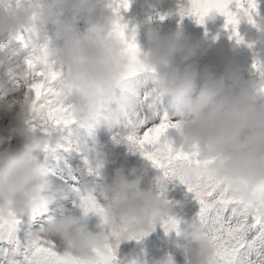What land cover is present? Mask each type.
Here are the masks:
<instances>
[{
	"label": "clouds",
	"instance_id": "obj_1",
	"mask_svg": "<svg viewBox=\"0 0 264 264\" xmlns=\"http://www.w3.org/2000/svg\"><path fill=\"white\" fill-rule=\"evenodd\" d=\"M104 4L105 0H78L71 6L67 0H0V46L7 43L16 52L17 38L23 36L32 49V67L17 64L8 73L17 84L28 86L15 102L14 117V131L24 138L25 148L14 152L0 141V220L15 224L25 215L46 217L30 236L31 264H148L140 258L122 261L119 252L122 245L147 238L158 228L188 241L176 245L184 250L185 264H217L218 246L207 224L182 227L165 194L170 182L182 179L201 190L214 187L250 211L264 213V91L259 90L264 80L252 87L240 70L218 77L202 68L196 60L197 46L180 31L150 28L143 42L135 29L131 36L127 28L121 34V16L114 10L118 5L114 0L107 8ZM81 21L87 25L83 32L75 27ZM50 27L54 41L47 40ZM53 72L58 73L56 83L72 119L89 130L128 119L142 104L130 90L133 78L139 84L150 83L146 95L166 100L179 125L169 132L174 149L195 155L173 159L175 151L170 156L165 150L160 158L171 174L165 178L160 168L162 177L148 188L130 178L135 170L118 168L111 183L100 188L105 203L92 191L76 190L80 214L61 207L54 213L58 198L68 193L52 190V169L36 155L47 150V142L32 134V125L49 124L30 83L38 73L47 79ZM13 107L0 103V110L10 112ZM130 150L142 152L132 142ZM92 217L98 219L95 231ZM54 239L60 240L62 251L51 246ZM155 264L177 261L168 255Z\"/></svg>",
	"mask_w": 264,
	"mask_h": 264
},
{
	"label": "rangeland",
	"instance_id": "obj_2",
	"mask_svg": "<svg viewBox=\"0 0 264 264\" xmlns=\"http://www.w3.org/2000/svg\"><path fill=\"white\" fill-rule=\"evenodd\" d=\"M33 2H37V0H33ZM77 3L78 0H67L69 6ZM110 3L111 0H105L104 7L107 8ZM189 3L190 0H130V7L127 10L122 9L120 12L121 23L128 26L127 35L129 36L133 34L135 29L140 42L144 41L150 28H158L162 32H183L197 46L198 55L196 60L202 68L208 67L218 77L225 76L229 70H240L243 72L248 84L257 87L261 78L256 69L253 68V64L257 61L264 64V0H257V8L252 10L251 13L252 22L249 21L248 14L237 7L236 0H232L230 9L237 12L240 18V23L236 27L231 25L225 27L226 17L216 12L209 13L203 24L199 23L198 18L195 16L185 15L182 17L180 14L181 8L188 7ZM169 4L175 7L173 9L169 7L171 10L167 9ZM245 7H247L246 0ZM161 16H164L165 19L161 20ZM75 27L77 31L83 32L86 30L87 25L81 21ZM237 31L239 37L235 34ZM240 37H242V42H238ZM55 39V31L50 27L47 40L54 41ZM40 43H45V40L42 39ZM15 48L17 51L13 52L12 46L7 43L0 46V85H5V88L0 89V96L3 97L0 103L5 106L14 105L10 112L0 110V129H4L0 132V141H3V148L19 152L25 148V140L14 131V117L18 111L15 102L23 98L28 86L22 83L17 84L8 73L9 69H14L17 64L27 68L26 61L32 49L31 46L26 47L21 41L15 43ZM59 70L54 69V71ZM33 82L35 81H30V83ZM150 87V83L147 85L139 84L133 78L130 90L143 99ZM135 111L142 118L150 120L155 118L157 123L165 114L172 122H175L174 114L168 109L166 100L156 99L151 107L147 103L139 104L136 106ZM7 115H10L12 120H9ZM96 128L89 130L74 118L68 124L32 125V134L43 138L47 142V150L36 154L38 159L47 164L56 177L65 181L67 187L72 189L73 197L78 195V199H80L79 192L76 190L86 192L82 187V178H79V174H76L78 173L76 171L80 170L78 169L79 166H82L86 173L91 171L89 173L92 175L91 179L102 182L101 185L97 186L95 193H100L102 186L111 183L115 171L121 167L125 169L126 173L135 170V175H131L130 178L139 179L143 188L152 187L158 182L163 175L162 170L157 168L142 152L130 150L131 141L129 137L133 135L136 129L129 119H125L116 127L114 126L111 132L99 134L100 140H98L97 145L93 143L95 138L91 134L92 131H96ZM97 133L94 132L93 134L97 135ZM85 139V146L90 147L89 149L94 150L95 154L101 156H97L94 161L92 159L93 163L91 162L89 166L83 164L84 162L77 149V143L80 144ZM75 157L77 159H74ZM60 164H65L66 169L61 167ZM104 170L109 174L107 180L104 178ZM68 174H72L74 180L67 178ZM52 178L53 176L50 179ZM53 187L54 183H52V190L56 191ZM165 195L170 201L174 217L181 223L182 227L189 223H203L199 215L200 204L195 199L194 193L188 191L186 185L181 184L178 180H173L168 184ZM102 199L101 197L100 202L104 201ZM61 200L62 198H58L57 204L53 206L54 213L57 207H61L70 214H80V202L78 204L70 203L67 206ZM45 220L46 217L32 219L25 215L18 217L14 226L0 220V233H2L0 264H31L32 245L30 236L33 231L40 229ZM97 224L98 219L92 217L90 227L94 231L97 230ZM206 226L209 227V225ZM258 235L259 229L251 232L247 239L253 241ZM162 239L167 241L162 243ZM177 244L187 245L188 241L184 240L183 237H178L175 232L166 235L163 228H158L151 236L140 241L133 240L124 244L123 247L128 249H126L128 253L125 251V256L129 254V256L135 258V255L140 256L142 254L149 262L153 255H155L157 261H159V258H166L168 255L174 256V252L167 249L175 247V250H177L175 254H182L184 258L182 260L185 264L184 250L182 247L178 248ZM51 246H54L57 251H62L59 239H54ZM145 250L148 254L144 252ZM161 253H164V255L160 256ZM235 264H264V246H261L260 242L257 241L255 249L245 248L236 259Z\"/></svg>",
	"mask_w": 264,
	"mask_h": 264
},
{
	"label": "snow or ice",
	"instance_id": "obj_3",
	"mask_svg": "<svg viewBox=\"0 0 264 264\" xmlns=\"http://www.w3.org/2000/svg\"><path fill=\"white\" fill-rule=\"evenodd\" d=\"M118 5L114 10L119 15L121 10H127L130 7V0H114ZM232 0H190L189 6L181 8V16H195L199 23L203 24L205 17L211 12L220 13L226 17L225 27L229 25L236 27L240 23L237 12L230 9ZM236 0L238 8L243 9L252 22V10L257 8V0ZM122 19V17H120ZM165 19L164 16L160 17ZM126 24L120 25L123 34V28H127ZM236 36L239 37L237 31ZM25 46L27 41L23 36L17 38ZM242 42V37L238 39ZM130 49H134V44H129ZM29 68L32 67V61H26ZM253 68L259 73L260 78L264 80V64L259 61L253 64ZM135 69L130 75L134 74ZM58 73L53 72L46 79L43 73L37 74L35 82L31 83L33 96L37 102V106H43L45 120L50 125L68 124L72 120L70 105L61 99L62 88L56 83ZM260 91H264V84L260 86ZM156 98L146 95L142 99V104L147 103L149 107L155 102ZM129 121L133 124L136 131L130 141L140 147L142 153L152 161L157 167L164 170V177H168L170 173L169 167L161 160L160 155L167 150L171 156L175 151L173 159H188L195 153H184L182 150H176L173 147V141L169 137L171 129H178L179 125L172 122L167 114H165L160 122L157 123L155 118H142L136 111L128 114ZM171 161H169V164ZM187 186L189 192L194 193L195 199L200 204V219L203 223L209 225L210 236L215 240L218 246L217 264H235L240 253L248 248L250 250L257 247V241L264 246V213L250 211L249 206L229 197L226 193L221 192L214 187H208L201 190L184 180L179 181ZM9 224V223H7ZM13 225L14 224H9ZM259 229V235L253 241H248L247 237L254 230Z\"/></svg>",
	"mask_w": 264,
	"mask_h": 264
},
{
	"label": "bare ground",
	"instance_id": "obj_4",
	"mask_svg": "<svg viewBox=\"0 0 264 264\" xmlns=\"http://www.w3.org/2000/svg\"><path fill=\"white\" fill-rule=\"evenodd\" d=\"M174 8L175 6L173 5V6H171L170 4H169V6L167 5V9H170V8ZM171 10V9H170ZM170 10H168V11H170ZM181 12V11H180ZM3 112V111H2ZM7 118L9 119V120H12V118H11V116L10 115H7ZM113 127L114 126H109V125H107V124H101L100 126H97V128H96V131H92L91 132V134H92V136H94V138H95V140H94V144L96 143V145H97V142H98V140H100L99 139V134H102V133H109V132H111L112 131V129H113ZM115 127H116V125H115ZM4 129H0V132L1 131H3ZM94 132H99V133H97V135H94L93 133ZM85 141H86V139L84 140V141H82L80 144L79 143H77V149L79 150V152H80V156H81V159H82V161L84 162H81V163H83L84 165H88L89 166V164L92 162V159H93V161H94V159H96L97 158V156H99V157H101L100 155H97V154H95L94 152V150H91V149H89L87 146H85L86 144H85ZM94 151V152H93ZM74 159H77V157H75ZM99 159V158H98ZM100 160V159H99ZM80 162V161H79ZM96 162V161H95ZM122 162V161H121ZM93 163V162H92ZM66 164V163H65ZM65 164L64 165H61L60 164V166L61 167H63V168H65L64 166H65ZM96 164H97V162H96ZM81 165V164H80ZM66 169V168H65ZM78 169H80V170H78V171H76V172H78V173H76V174H79V178H82V180H81V182H82V187H84V191H86V192H88V191H92L93 193H94V195H96L97 196V198L100 200V198L102 197V195H101V192L100 193H95V191H96V188H97V186L98 185H101V183L102 182H96V180H93V179H91V177H92V175L91 174H89V173H91V171H89V172H85L84 170H83V167L82 166H79L78 167ZM107 169V168H106ZM67 172H68V170H67ZM104 172H105V175H104V178L107 180V178L109 177V174L107 173V171H105L104 170ZM73 173V172H72ZM53 176V178L51 179V181L52 180H54V181H52L51 182V184L52 183H54V187H53V189H56V191L57 192H59L61 189H63V190H65V191H67V193H68V195H67V197L66 198H62V200H63V202H65L66 204H67V206H68V204H70V203H74V204H78L79 202H80V199H78V195H75L74 197H73V191H72V189L71 188H68L67 187V185H66V183H65V181H63L62 179H60L59 177H56L55 176V174H53L52 175ZM113 176V175H112ZM62 177V176H61ZM67 178H70V180H74V177H73V175L71 174H68L67 176H66ZM55 178H56V180H55ZM98 181V180H97ZM103 181V180H102ZM61 200V201H62ZM103 200V199H102ZM71 201H73V202H71ZM102 203H105V201H101ZM29 218H32V219H34L33 217H31V216H29ZM37 218V217H36ZM38 218H40V217H38ZM95 220V219H94ZM34 221V220H33ZM33 223V222H32ZM31 224V223H30ZM29 224V225H30ZM3 231V230H2ZM6 236V235H5ZM2 233H0V241L2 242ZM169 237V236H168ZM162 238V237H161ZM11 241V240H10ZM165 241H167V240H165V239H162V243H165ZM58 242V241H57ZM18 248V247H17ZM162 248H164L163 246H162ZM127 248H124L123 247V245L121 246V249H120V252H119V258H120V260H124V261H126V260H129V259H132V258H134V257H131V256H129V254H127V256H125V251L128 253V249L126 250ZM155 250H157L158 251V249H156L155 248ZM167 250H169V251H173L174 252V257H175V259H176V261H177V264H184L183 263V260L182 259H184L183 258V256H182V254H180V255H178V254H175V251H177V250H175V247L174 248H172V249H167ZM144 252H146L147 254H148V252L145 250ZM164 255V253H161L160 254V256H163ZM135 258H140V259H146L142 254H140V256H138V255H135ZM162 259H164V258H159V260H162ZM146 260H148V259H146ZM155 261H157V260H155V255H153L152 256V259H151V261L148 263V264H155Z\"/></svg>",
	"mask_w": 264,
	"mask_h": 264
}]
</instances>
